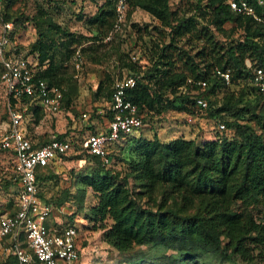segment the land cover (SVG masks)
<instances>
[{
	"label": "trees",
	"instance_id": "1",
	"mask_svg": "<svg viewBox=\"0 0 264 264\" xmlns=\"http://www.w3.org/2000/svg\"><path fill=\"white\" fill-rule=\"evenodd\" d=\"M117 1L103 0L86 20L94 36L75 37L40 8L30 17L11 14L7 0L2 24L11 23L12 29L7 34L11 45L6 56L13 53L16 30L29 21L37 38L26 55L35 54L39 66H44L36 77L63 88L62 104L68 110L71 99L63 87V65L72 63L81 42L109 36L117 16ZM246 1L260 21L231 11L223 0H188L185 9H172L169 0H124L127 16L139 8L164 29L159 30L160 37L149 49L151 57L145 70L137 68L138 59L132 61L133 55L128 53L125 55L130 60L122 62L127 76L135 79L126 97L142 118L138 130L146 127V118L175 109L211 120L216 132L214 138L206 140L181 136L169 141H162L156 134L151 138L136 136L137 132L121 134L119 140L107 146L109 165L74 144L75 157L83 161L79 175L82 188L75 196L64 191L50 199L58 207L72 201L93 229L101 231L102 240L119 254L144 246L175 251V264H190L198 257L222 258L232 264L240 259L239 264H254L255 258L264 253V96L252 84V68L264 73V0L262 4ZM226 24L231 26L225 28ZM91 50L83 47L80 55H91L97 62ZM216 70L228 72V81ZM188 79L194 83H188ZM197 81L204 85L195 84ZM113 83L103 88L100 82L95 92L108 105ZM196 98L204 99L207 106H197ZM28 111L31 106L23 113ZM92 113L107 121L111 118L108 106L95 108ZM42 116L43 112L34 108L30 123L37 124ZM219 124H224L223 128ZM66 136L64 133L55 138L67 140ZM26 137L34 141L33 145L50 140L38 138L37 142L34 137ZM0 152L10 156L11 183L16 188L14 153ZM52 171L51 164L37 167L35 173L38 195L46 204L51 200L45 197L44 188L52 179ZM7 183L2 186L5 188ZM86 189L95 197L90 205L85 204ZM14 200L13 194L7 206L10 215L17 210ZM0 264L17 261L10 256Z\"/></svg>",
	"mask_w": 264,
	"mask_h": 264
},
{
	"label": "rangeland",
	"instance_id": "2",
	"mask_svg": "<svg viewBox=\"0 0 264 264\" xmlns=\"http://www.w3.org/2000/svg\"><path fill=\"white\" fill-rule=\"evenodd\" d=\"M3 1L0 0V34L2 31V17L8 11L5 8L7 0ZM186 1L188 2V0H169L172 9L177 7L185 9L188 6L185 3ZM102 3L103 0H10L9 9L11 14L22 13L30 17L36 14L38 8H40L65 32L75 37L80 35L92 37L94 35L86 25V20L97 11ZM119 5L120 0L116 3L117 16L108 37L96 41L86 40L76 47L75 52L79 53L83 47L92 48L91 51L98 61L94 62L91 55L83 54L80 70H76L71 61L65 62L63 65L66 78L63 81V87L69 92L71 99V104L66 112L68 114L63 115L65 124L63 125L64 122H56L55 119L42 118L37 124L30 123L26 126L29 136L51 139L59 133H66L67 140H71L77 148H81L85 138L92 131L99 132L104 128V119L92 113L95 108L99 109L107 104L104 97L95 95L98 84L101 82L103 88L107 85L111 86L116 78L128 75L127 69L122 66L124 60H130V57L125 55L127 53L129 56L135 55L136 60L138 59L135 63L137 68L141 70L147 68L150 61L149 57H151L149 49L153 41L160 37L158 35L159 30L163 32L164 29L161 28L157 20L150 17L145 11L136 8L127 16V6L124 0ZM230 26V24H226L225 28ZM14 36L13 53L16 51L18 56H27L30 45L37 38L33 25L29 21L24 22L16 30ZM60 42H57L58 49L62 48ZM246 63L250 64V61L246 60ZM5 104V95L0 92V137L4 133L8 121ZM82 113H86L87 116L82 117ZM228 116L226 115V117ZM146 120V127L140 131H133L137 132L136 136L142 134L151 138L153 134H156L162 141H169L181 136L206 140L209 137L214 138L216 132L211 120L201 115L193 116L186 110L170 109L160 117L154 116L153 118H146ZM68 125L69 127H67ZM74 154L75 152L69 153L66 158H62L52 165V179L44 188V195L47 199L57 197L64 191L71 192L75 196L76 191L82 188L79 178L82 168L80 167V161ZM115 165L118 169H122L119 161H115ZM11 175L10 156L0 152V214L8 213L7 206L15 189V185L11 183ZM5 182L8 186L4 188L2 185ZM94 201L95 197L92 191L86 189L85 204L90 205ZM50 206L52 207V224L57 226L59 223L62 225H76L79 228L80 251L76 264H175L177 262L174 259L177 258L176 252L167 249L155 251L142 246L135 248L130 253L119 254L102 240L101 231L93 229L92 224L83 218V214L77 211V206L72 201L65 202L58 207L51 200ZM69 216H72V218H69ZM136 258L143 260L144 263L138 261V259L136 260ZM237 262L239 264L240 259H237ZM190 264L232 263L217 257H198L190 261ZM254 264H264V253L255 258Z\"/></svg>",
	"mask_w": 264,
	"mask_h": 264
},
{
	"label": "built area",
	"instance_id": "3",
	"mask_svg": "<svg viewBox=\"0 0 264 264\" xmlns=\"http://www.w3.org/2000/svg\"><path fill=\"white\" fill-rule=\"evenodd\" d=\"M235 13L251 16L260 21L261 17L246 0H223ZM262 4V0H258ZM122 0H120V5ZM119 5V6H120ZM12 24H2L0 34V92L6 98L8 123L0 137V150L13 152V170L17 178L14 189V203L17 210L14 214H0V263L8 257L16 258L17 264H75L79 258L80 231L76 225H52L50 222L52 207L39 197V186L36 181V168L54 164L61 156L75 151L70 140L55 137L49 141L33 145L34 141L26 137L25 122L38 108L45 115L55 116L63 112V88L49 85L36 77L39 66L35 54L18 56L10 52V41L7 34ZM135 55L132 61H135ZM82 57L76 52L72 64L76 70L81 69ZM216 74L228 81V72L216 70ZM188 83H194L188 79ZM135 79L132 76L116 78L108 109L111 113L107 121V130L89 134L83 147L109 165L107 146L119 140L121 134H129L142 127V118L137 114L136 106L126 97V90L132 88ZM195 84L204 85L197 81ZM252 84L264 96V73L260 68H252ZM14 99V103H12ZM195 103L205 108L207 103L196 98ZM31 106V111L23 113ZM102 114V111H99ZM87 114L83 113L82 117ZM29 117V119H28ZM219 128H223L219 124ZM83 164V161L80 162Z\"/></svg>",
	"mask_w": 264,
	"mask_h": 264
},
{
	"label": "crops",
	"instance_id": "4",
	"mask_svg": "<svg viewBox=\"0 0 264 264\" xmlns=\"http://www.w3.org/2000/svg\"><path fill=\"white\" fill-rule=\"evenodd\" d=\"M106 106H108V104H106ZM68 110L67 109H64V111L63 112H60L59 114H57V115H55V116H50V115H45L44 114V112H43V116H42V118L44 119V118H51V119H55V121L56 122H60V123H63L64 122V119H65V117L63 116L66 112H67ZM66 114H68V113H66ZM83 114V113H82ZM82 116V115H81ZM32 118V117H31ZM41 118V119H42ZM63 120H62V119ZM105 117H103V119H104ZM28 119H29V117H28ZM40 119V120H41ZM39 120V121H40ZM32 121V119H29V120H27V122H26V124H25V128H24V130H25V134H27V135H29V132H28V130H27V128H26V126L28 125V124H30V122ZM104 122H105V124L103 125V129L101 130V131H99V132H95V133H101V132H105L106 130H107V124H106V122H107V120H105L104 119ZM7 123H8V121H7ZM65 124V122L63 123V125ZM71 125V124H70ZM67 127H69V125L67 126ZM74 127V126H73ZM40 133V132H39ZM59 133V132H58ZM60 134V133H59ZM205 137H207V136H205ZM38 138H42V137H35V141H37V142H39V140H38ZM209 138H211V137H209ZM207 139V138H206ZM58 160H61V158L60 159H58ZM57 160V161H58ZM56 161V162H57ZM55 162V163H56ZM81 162V161H80ZM54 163V164H55ZM53 165V164H52ZM51 217H52V212H51ZM51 217H50V222L52 223V220H51ZM60 224V223H59ZM52 225H55V224H52ZM60 225H62V224H60ZM68 224H66V225H62V226H67ZM79 251H80V246H79ZM76 264V263H75Z\"/></svg>",
	"mask_w": 264,
	"mask_h": 264
}]
</instances>
